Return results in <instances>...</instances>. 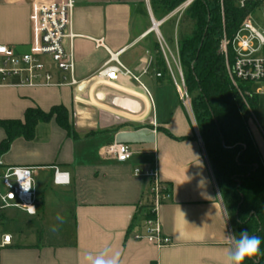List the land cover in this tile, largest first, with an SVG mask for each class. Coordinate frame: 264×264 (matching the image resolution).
<instances>
[{"label":"crops","instance_id":"1","mask_svg":"<svg viewBox=\"0 0 264 264\" xmlns=\"http://www.w3.org/2000/svg\"><path fill=\"white\" fill-rule=\"evenodd\" d=\"M58 1L0 0V44L28 51L34 41V3ZM138 6L148 10V0L77 2V88L23 86L16 79L0 86V119H23L29 108L48 112L62 105L74 132L68 134L53 118L40 123L32 139H14L0 156L7 164L32 167L36 196L43 189L38 213L30 216L41 223V231L13 234V244L0 250V264H82L85 253L95 255L106 247L120 253L121 264H225L231 247L227 236H234L230 218L178 89L168 76H158L155 31L147 17L136 13ZM159 32L176 79V43L174 55ZM118 52L133 75L98 79L95 74L110 53ZM5 137L0 127V143ZM115 142L132 148L128 161L105 153ZM56 168L69 173V184L54 183ZM137 168L156 169L171 192L157 213L163 233L171 238L168 245L135 238L144 232L154 203L153 179L135 175Z\"/></svg>","mask_w":264,"mask_h":264},{"label":"trees","instance_id":"2","mask_svg":"<svg viewBox=\"0 0 264 264\" xmlns=\"http://www.w3.org/2000/svg\"><path fill=\"white\" fill-rule=\"evenodd\" d=\"M188 1L149 0V5L154 18L163 20L160 24L163 27L172 21L174 16L170 14ZM256 7L254 2L242 6L223 0L221 6L219 0H191L174 25L179 65L191 109L234 236L238 238L247 231L250 236L261 238L260 252L244 264H264V161L250 127V111L256 114L260 96L250 94L249 83L232 82L226 57L219 47L223 34L232 38L243 19ZM136 13L149 16L146 6H138ZM153 50L160 77L168 76L174 83L157 39ZM232 55L229 47L230 64ZM53 118L68 134L74 133L68 110L62 105L48 112L29 108L23 119H0V127L6 133L0 143V156L8 151L14 139H32L36 127Z\"/></svg>","mask_w":264,"mask_h":264},{"label":"built area","instance_id":"3","mask_svg":"<svg viewBox=\"0 0 264 264\" xmlns=\"http://www.w3.org/2000/svg\"><path fill=\"white\" fill-rule=\"evenodd\" d=\"M78 1L62 0L58 2L34 3L31 13V24L34 41L26 52H18L13 46L0 44V86L16 84L30 87L69 85L77 88L81 82L75 77L76 62L73 51V41L77 34L73 31V13ZM223 1V0H222ZM239 5L257 3V7L243 19L239 29L231 39L224 37L219 50L227 60L230 78L237 85L246 82L251 85L252 95L264 94V56L258 54L254 46L255 41L264 44V31L257 25L255 15L257 10L264 9V0H230ZM191 0L184 4L186 7ZM161 44L164 42L158 34ZM98 46H104L103 39L95 40ZM172 57L170 50L164 46ZM231 47L233 55L231 64L228 60V49ZM120 53H110V58L95 74L98 79L117 80L121 76H132V72L120 60ZM165 54V53H164ZM166 56V55H165ZM167 58V56H166ZM179 67V60L174 58ZM175 80L182 103L194 122L200 137L194 115L191 109L190 97L187 93L183 73L179 67V83ZM60 80H56V74ZM160 76V73H158ZM251 124H255L264 139V128L257 115L251 110ZM105 153L116 157L119 162L128 161L132 155V148L123 142H115L105 147ZM135 175L153 179L151 195L154 203L144 220V232L135 235L136 239L147 238L159 246L171 243V238L163 233L157 213L162 202L170 199L169 188L159 181L156 169H135ZM54 183L67 185L70 183L69 173L60 169L54 171ZM27 185L25 188L24 186ZM17 210L28 216L38 213V203L35 190L33 168L25 165H10L0 157V250L13 244V233L7 231L5 222L11 221Z\"/></svg>","mask_w":264,"mask_h":264},{"label":"rangeland","instance_id":"4","mask_svg":"<svg viewBox=\"0 0 264 264\" xmlns=\"http://www.w3.org/2000/svg\"><path fill=\"white\" fill-rule=\"evenodd\" d=\"M219 1H220L221 6H222V0H219ZM184 9H185V6L182 5L177 10H175L173 13L170 14L172 17L174 16L172 21L168 22L163 27L159 26V30L161 31V29H162L163 36H164L165 40L167 41V44L170 46L171 51L174 53V55H175V50H174L175 45L174 44H175V40H176V30L174 27L175 20L177 19V17L178 18L180 17V15ZM177 12L179 14L176 15ZM148 14H149V16L147 17V19H148L147 24L150 25V27H151L152 26L151 9H150V5H149V0H148ZM255 19H256L257 23L259 24V26L257 25V27L261 31H264V9L262 7H260L257 10L256 15H255ZM155 20L158 21L156 18H155ZM154 36L156 37V39L161 44L159 35L156 32H154ZM225 36L226 35L223 34L222 39H224ZM226 38H228V37H226ZM228 39H231V38H228ZM220 44H221V42H220ZM254 46L257 49L258 54L261 56H264V44H261L259 41H255ZM120 59L122 62L125 63L124 57H121ZM172 66H173L175 74H176V81H178L177 83H179L178 73H179V67L180 66L179 67H177V66L175 67L174 65H172ZM174 85L177 88L175 82H174ZM256 115L259 119V122L262 124V126L264 128V94L260 95L259 104H258V107L256 110ZM250 127H251V130L253 133V138H254L257 146L260 149V152L262 154V158L264 161V139H263V136L255 124L254 125L251 124ZM42 195H43V189L38 190L37 196H36L37 197V203H41ZM11 213L14 215V218L11 221L5 222V226H6L7 231H9L13 234L20 233L21 231L28 232V233L31 231H34V230L41 231L42 225H41V223L36 221V218L27 216L26 214H23L17 210H13V211H11Z\"/></svg>","mask_w":264,"mask_h":264},{"label":"clouds","instance_id":"5","mask_svg":"<svg viewBox=\"0 0 264 264\" xmlns=\"http://www.w3.org/2000/svg\"><path fill=\"white\" fill-rule=\"evenodd\" d=\"M227 239L231 247L227 251L225 264H244L246 259L256 256L261 250V238L256 235L250 236L247 231L240 233L238 238L230 235ZM82 264H121L120 253L113 252L108 247L95 255L85 253Z\"/></svg>","mask_w":264,"mask_h":264},{"label":"water","instance_id":"6","mask_svg":"<svg viewBox=\"0 0 264 264\" xmlns=\"http://www.w3.org/2000/svg\"><path fill=\"white\" fill-rule=\"evenodd\" d=\"M163 22V20L161 21H156L154 16L151 13V23H152V27L151 30H154L157 34H159V25Z\"/></svg>","mask_w":264,"mask_h":264},{"label":"snow or ice","instance_id":"7","mask_svg":"<svg viewBox=\"0 0 264 264\" xmlns=\"http://www.w3.org/2000/svg\"><path fill=\"white\" fill-rule=\"evenodd\" d=\"M25 188L27 187V185L24 186Z\"/></svg>","mask_w":264,"mask_h":264}]
</instances>
